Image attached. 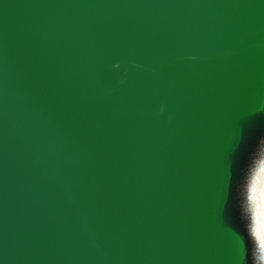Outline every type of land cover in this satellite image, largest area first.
I'll return each instance as SVG.
<instances>
[{"label": "water", "instance_id": "1", "mask_svg": "<svg viewBox=\"0 0 264 264\" xmlns=\"http://www.w3.org/2000/svg\"><path fill=\"white\" fill-rule=\"evenodd\" d=\"M261 137L264 0H0V264H252Z\"/></svg>", "mask_w": 264, "mask_h": 264}, {"label": "clouds", "instance_id": "2", "mask_svg": "<svg viewBox=\"0 0 264 264\" xmlns=\"http://www.w3.org/2000/svg\"><path fill=\"white\" fill-rule=\"evenodd\" d=\"M258 160H259L261 167L264 168V137L260 138L258 151H257V148L255 147L253 152L250 155L248 167L245 171V176L247 179L249 177V173L252 171L253 167L256 165ZM241 199H242V192L238 194V200H237L238 205H240ZM242 209L243 210L241 213V222L244 226V232L246 236L248 237V243L251 246L250 248L251 262L252 264H264V251L261 250L260 244L258 240L256 239V236L254 235L252 231L249 230V225L246 222L244 202L242 203ZM257 247L260 250L259 260L257 259V255H256Z\"/></svg>", "mask_w": 264, "mask_h": 264}, {"label": "snow or ice", "instance_id": "3", "mask_svg": "<svg viewBox=\"0 0 264 264\" xmlns=\"http://www.w3.org/2000/svg\"><path fill=\"white\" fill-rule=\"evenodd\" d=\"M252 202L254 205H257L253 233L260 244L261 250L264 251V195L260 197L259 203H257L255 186L252 190Z\"/></svg>", "mask_w": 264, "mask_h": 264}]
</instances>
